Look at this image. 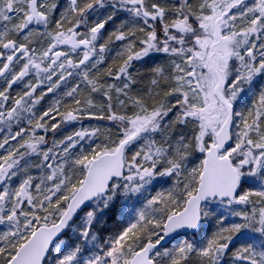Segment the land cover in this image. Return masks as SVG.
<instances>
[{
    "label": "snow or ice",
    "instance_id": "1",
    "mask_svg": "<svg viewBox=\"0 0 264 264\" xmlns=\"http://www.w3.org/2000/svg\"><path fill=\"white\" fill-rule=\"evenodd\" d=\"M0 264H264V0H0Z\"/></svg>",
    "mask_w": 264,
    "mask_h": 264
}]
</instances>
